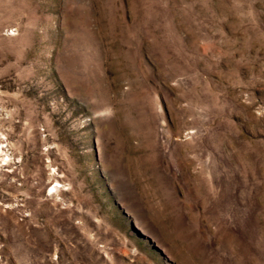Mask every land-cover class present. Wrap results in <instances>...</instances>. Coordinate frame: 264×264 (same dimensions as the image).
Segmentation results:
<instances>
[{"label":"rangeland","instance_id":"obj_1","mask_svg":"<svg viewBox=\"0 0 264 264\" xmlns=\"http://www.w3.org/2000/svg\"><path fill=\"white\" fill-rule=\"evenodd\" d=\"M0 264H264V0H0Z\"/></svg>","mask_w":264,"mask_h":264}]
</instances>
